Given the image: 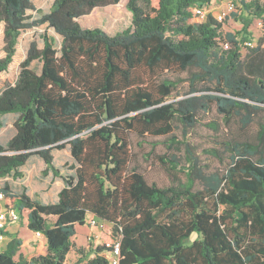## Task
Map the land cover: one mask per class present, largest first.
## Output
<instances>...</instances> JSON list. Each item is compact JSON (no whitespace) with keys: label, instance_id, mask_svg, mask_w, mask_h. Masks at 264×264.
I'll return each mask as SVG.
<instances>
[{"label":"trees","instance_id":"trees-1","mask_svg":"<svg viewBox=\"0 0 264 264\" xmlns=\"http://www.w3.org/2000/svg\"><path fill=\"white\" fill-rule=\"evenodd\" d=\"M121 1L56 0L32 20L33 0H0V129L3 116L18 115L16 134L0 144V179L24 178L20 169L38 156L43 175L65 184L55 204L3 187L5 207L29 210L28 228L45 237L47 253L28 260L15 239L0 264H66L89 215L111 229L101 245L80 248L74 264H112L117 244L118 264H264V38L245 46L264 4L234 0L249 17H239L242 31L224 36L211 14L193 22V9L212 0H126L131 28L115 36L82 28L80 19ZM44 25L62 38L61 48L45 35L43 49L31 43L18 63L22 34ZM35 61L40 73L31 69ZM15 66V81L2 85ZM211 113L216 118L204 122ZM199 126L210 132L202 153L222 168L203 164L191 140ZM134 135L164 139L170 185L133 166ZM67 147L74 175L54 165V151Z\"/></svg>","mask_w":264,"mask_h":264},{"label":"rangeland","instance_id":"rangeland-1","mask_svg":"<svg viewBox=\"0 0 264 264\" xmlns=\"http://www.w3.org/2000/svg\"><path fill=\"white\" fill-rule=\"evenodd\" d=\"M56 0H33L34 5L36 7L35 11H29L28 15L31 16L32 20L40 19L43 15L50 13L52 10L53 4ZM253 0H247L250 2ZM261 4H264V0H259ZM210 10L212 15H217L221 13L225 15V19L223 20V36L227 33H237L242 31L243 25L239 21L240 16L249 17L245 12L242 4L240 2L237 3V11L233 13H229L226 10V1H216L212 0L210 4ZM236 14V16H234ZM193 22H197L196 19H193ZM80 24L83 29H100L106 32L110 36H115L119 33L126 31L131 28L132 25V14L127 9V1L122 0L118 5L111 6L103 9H97L93 11L89 16L84 17L80 20ZM251 33V46L245 45L248 48L256 47L260 40L264 38V19H254L253 23L249 29ZM47 35L50 38H53L55 41V47L57 49L61 48L62 38L57 35L53 29H50L48 25H44L41 27L34 28L30 31H27L22 34L18 46V63L24 61L27 56V53L30 49L31 43H37L39 49H43L44 47V36ZM224 39V38H223ZM223 39L221 40V44L223 43ZM3 28L0 27V57L3 56ZM246 53V48L243 50ZM42 64L39 61H35L31 64V69L35 70L37 73L41 72ZM19 73L18 66L12 68L7 74L3 75V83L2 85L11 84L15 81ZM184 80L182 83V90H186L189 88V81L187 79V75L181 76ZM216 118L215 113H211L206 116L205 121H210ZM14 116L5 117L3 120V130L1 131L0 139L8 140L10 135L12 136L14 129ZM2 122V121H1ZM176 135L181 138V131H176ZM209 135L210 132L207 131L204 127L199 126L192 134L191 140L195 142L198 147L203 164H207L211 169H220L222 166L219 164L218 160L202 153V150L206 147H209ZM164 139H155L151 137H146L144 139H140L137 136L132 137V148L135 154V162L133 166H137L139 170L145 175V177L151 181L156 182L160 186H168L172 183V178L167 171L166 166L161 163L160 158L170 154L167 151L166 147L163 146ZM143 142V145L141 146ZM159 143L158 147L153 151V144ZM55 155V164L58 165L56 168L60 170L64 175L70 174L74 175L75 171L71 170L72 165L74 164V160L71 157V153L69 148H66L62 151H54ZM34 162L28 166V185L26 187L30 188L34 198L36 200H41L42 197H47L45 202L48 204H52L56 200V196L49 193L46 194L45 191L41 189L44 184L47 185V176L42 173H37V170L33 166ZM50 175V174H49ZM182 177V176H181ZM183 179H185L183 177ZM30 181V182H29ZM12 185L15 188H18L19 191H23L25 185L21 182V186L16 183V181H11ZM0 186L4 187L5 183L0 181ZM23 189V190H22ZM57 189L56 187L54 188ZM54 190V191H55ZM51 192V191H50ZM42 201V200H41ZM91 216H88L87 224L84 226H77V236L73 239L74 248L68 256L66 264H74L78 259L77 251L80 248L84 249H94L98 245H101V235L102 233H109L111 229V225L108 223L104 231L97 230L92 228L89 225V220ZM90 231H92L90 233ZM22 240L25 242L29 241L33 238V233H30L26 230L21 232ZM90 238V240H89ZM198 236L194 234L190 240V243L196 240ZM20 240V239H19ZM21 241V240H20ZM44 241V240H42ZM30 243L32 241H29ZM40 243L39 241H37ZM29 243L25 244V246L21 247V251H26V247ZM32 244V243H31ZM46 253L45 243L43 246L35 249V251L27 250L28 256L37 257L39 255H43Z\"/></svg>","mask_w":264,"mask_h":264},{"label":"crops","instance_id":"crops-1","mask_svg":"<svg viewBox=\"0 0 264 264\" xmlns=\"http://www.w3.org/2000/svg\"><path fill=\"white\" fill-rule=\"evenodd\" d=\"M81 20V19H80ZM79 20V21H80ZM12 117L14 116V124L16 122V120L18 119V115H15V114H9V115H5L1 118V121L3 123V120L5 117ZM3 127L0 129V135H1V131L3 130ZM15 129V127H14ZM16 134V129L15 131L13 132L12 136L10 135L9 139L6 141V140H3V137H2V140L0 139V144L2 146H7V144L9 143V141L14 137V135ZM1 138V137H0ZM69 148V147H67ZM70 150V149H69ZM55 157V155H54ZM72 157V156H71ZM31 162H34L33 166L34 168L37 170V173H42L45 169H46V164L45 162L38 156H34L32 158H30V160L28 161V163L22 167L20 170L23 172L24 174V178L22 179H19V180H14L13 178L11 177H7V178H4V179H0V181H3L5 183V185H8L10 188H11V191L14 193V194H23L24 192H26V194L32 199V200H35V201H39L41 202L42 204H48V202H45V200H47V197H42L41 200H36L32 194V192L34 191H31L30 188L26 187V184L28 183L27 181V177H28V166L31 164ZM54 165L57 167L58 165L55 164V160H54ZM63 174V173H62ZM16 181V183H18V185L21 186V182L25 185V187L22 189L23 191H19L18 188H15L11 181ZM47 180V185L44 184L43 187H41V189L43 191L46 192L47 195H49V193H51L52 195H55L56 196V200L55 202H53L52 204H55L58 202L59 200V193L60 191L64 188L65 184L63 182V180L61 178H54L53 174L50 173V175L47 176L46 178ZM30 182V181H29ZM28 185V184H27ZM1 187V186H0ZM57 188L56 190L54 188ZM3 188V187H1ZM55 190V191H54ZM51 191V192H50ZM3 206H5V201L3 202ZM28 214H29V210H24L22 213H21V221L18 223V224H14V225H11L8 227L7 231H6V238L4 240V242L1 244V249H0V252H4L9 243L15 239H20L22 241V246H25V244H27V242L29 243L26 247L27 250H31V251H35V249H38L39 247L43 246L44 243H45V248H46V253H47V247H46V239L45 237H41V238H37L36 235H35V232L29 230L28 228V224H29V219H28ZM92 217V215H90ZM28 231L30 233H33V238L29 241H32L31 243L29 241H26L25 242L22 240V236H21V232L22 231ZM92 231H90L91 233ZM78 234H76L77 236ZM75 236V237H76ZM74 237V238H75ZM44 240V241H42ZM37 241H39L40 243H38ZM21 246V247H22ZM27 250L25 251H21V248H20V252H19V255H22L24 258L28 259V260H31L32 258H34L33 256H28L27 255ZM46 253H44L43 255H45ZM18 255V256H19ZM70 255V254H69ZM41 256V255H39ZM38 257V256H37ZM68 259V258H67ZM67 262V261H66Z\"/></svg>","mask_w":264,"mask_h":264},{"label":"built area","instance_id":"built-area-1","mask_svg":"<svg viewBox=\"0 0 264 264\" xmlns=\"http://www.w3.org/2000/svg\"><path fill=\"white\" fill-rule=\"evenodd\" d=\"M216 1H224V0H216ZM226 1V10L229 13H233L237 11V2L234 0H225ZM194 19L197 20L198 23H203L207 20L209 14H211L210 5L204 8L195 7L193 9ZM212 15V14H211ZM213 17L219 21L223 22L225 19V15L221 13L217 15H213ZM247 45L251 46L252 44L249 42ZM5 193L3 188L0 187V249L1 244L4 242L6 238V231L9 226L18 224L21 221V213L17 209H10L3 206V202L5 201ZM89 225L92 228H95L100 231H104L108 223L104 220H101L95 216H92L89 220ZM37 238L43 237L40 232L35 233ZM90 240V238H89ZM110 247V245H107ZM119 245H115L112 247V250L108 254V258L110 259L112 264H118V255H119Z\"/></svg>","mask_w":264,"mask_h":264}]
</instances>
